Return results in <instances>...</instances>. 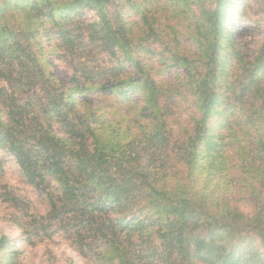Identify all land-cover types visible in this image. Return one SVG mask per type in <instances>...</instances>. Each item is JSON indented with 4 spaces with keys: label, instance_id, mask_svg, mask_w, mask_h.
Masks as SVG:
<instances>
[{
    "label": "trees",
    "instance_id": "1",
    "mask_svg": "<svg viewBox=\"0 0 264 264\" xmlns=\"http://www.w3.org/2000/svg\"><path fill=\"white\" fill-rule=\"evenodd\" d=\"M242 1L0 0V149L47 194L37 234L57 226L94 264H264V41L251 59L235 40ZM86 9L95 21L75 19ZM44 37L75 63L74 84L48 71ZM97 55L110 67L81 62ZM155 58L185 70L178 85L155 80ZM93 91L137 92L149 129L115 134ZM175 94L191 105L181 138ZM9 243L0 234V264H19Z\"/></svg>",
    "mask_w": 264,
    "mask_h": 264
},
{
    "label": "rangeland",
    "instance_id": "2",
    "mask_svg": "<svg viewBox=\"0 0 264 264\" xmlns=\"http://www.w3.org/2000/svg\"><path fill=\"white\" fill-rule=\"evenodd\" d=\"M241 3L244 5V14L241 17L248 29L235 34L234 38L237 43L241 44L243 52L252 59L256 56L254 51L264 41V0H245ZM74 17L83 23H90L97 19L95 11L87 9L74 15ZM136 19V14L126 16L127 21ZM42 42L43 58L48 63V71L57 77L62 84H74L71 79L77 67L71 61L66 50L60 47L56 48L55 42L53 41V43L45 37ZM182 42L186 49L196 52V46L189 43L187 38H182ZM93 57L88 60L86 57H82L81 62H87L89 67H110L111 63L107 59H103L104 57L98 55ZM151 64H154L153 75L155 80L168 87L178 85L180 79L185 75L184 69L179 67L168 68L165 64H159L156 58ZM125 69L127 71L123 72L124 77L131 76L129 68ZM95 81L105 87L115 84L112 73L96 75ZM182 90L186 93L187 89L183 88ZM128 97L130 98L128 100L106 98L103 92L98 93L96 91L90 92L88 95V98L93 101L94 108L100 107L104 115L113 122L111 130L114 129L115 134L121 133L125 136L136 132L141 133L142 130L140 129L148 130L146 125L153 119L149 111L142 109L141 96L137 92H130ZM174 97L173 102L167 101L170 102L171 108L168 114L171 120H174L172 128L175 131V137L181 138L184 136V130L189 127L191 105L189 101L177 94ZM236 185L239 186L240 183L236 182ZM236 200L244 212L252 211L250 203L245 201L243 194L237 196ZM49 210L50 203L47 194L35 188L23 176L16 160L5 150L0 149V234L7 236L10 241L9 245L20 251L19 264H94L88 263L78 254L72 242L61 230L57 229V226L49 227L46 233L40 231L37 234L34 219L46 215ZM22 226L31 234L32 242L25 240L26 234ZM3 259L0 254V263Z\"/></svg>",
    "mask_w": 264,
    "mask_h": 264
}]
</instances>
